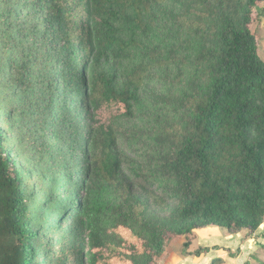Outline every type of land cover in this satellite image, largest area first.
Returning a JSON list of instances; mask_svg holds the SVG:
<instances>
[{
	"label": "trees",
	"instance_id": "16d2710c",
	"mask_svg": "<svg viewBox=\"0 0 264 264\" xmlns=\"http://www.w3.org/2000/svg\"><path fill=\"white\" fill-rule=\"evenodd\" d=\"M263 2L0 0L11 122L56 175L53 193L86 152L72 234L87 233L88 264H161L171 238L201 256L199 228L248 238L264 224ZM2 138L0 264H37L38 205Z\"/></svg>",
	"mask_w": 264,
	"mask_h": 264
},
{
	"label": "rangeland",
	"instance_id": "374dc122",
	"mask_svg": "<svg viewBox=\"0 0 264 264\" xmlns=\"http://www.w3.org/2000/svg\"><path fill=\"white\" fill-rule=\"evenodd\" d=\"M255 15L259 27L257 37L259 53L264 59V2L256 9ZM16 76V71H9L8 68L0 73V130L2 131L4 148L11 149V155L16 158L17 164L21 167L20 169L27 173L23 183L26 197L31 199L32 205L34 203L38 205L35 210H31L32 215H34L33 222H35L33 225L35 227L41 226L38 235L42 242H40L41 239L35 240L36 252L40 251L37 253L39 258L37 264H56V260H62L64 256V247L69 251L68 258L65 257L68 264H88L90 254L88 253L87 233L82 230L78 232L76 242H74L75 239L72 234L76 222V204L79 202L77 197L80 194V177L84 172V162H81V159L85 157L86 152L80 146L76 158H69V163L80 162V164L70 166L68 171L61 174V187L56 193H53L52 189L56 184V175L45 172L43 163L32 149L30 142H27L24 132L15 129L14 124L11 122L14 121V111L11 108L18 104L16 100H11L13 98L17 99V88L11 86ZM96 119H102V113ZM82 125H87L86 119H82ZM25 130L28 131V127ZM46 164L49 163L46 162ZM37 173L44 177L42 185L34 183ZM81 192L85 193V191ZM67 204L70 205L69 207L75 205L74 210L73 208L66 210ZM45 217L46 220L52 221L48 226H42ZM37 221L39 223H36ZM256 233L257 237L241 243L242 240L244 241L246 231L233 235L226 228L219 225H211L200 229L201 241L209 239L216 242L217 246L230 245L235 253L240 251V255L233 256L227 250L218 247L213 254L220 252V256L214 258L211 257L213 254H210L200 258L189 256L192 258L190 259L183 252V241L171 238L169 251L163 255L161 264H210L212 260L217 261V264H260L258 259L264 262V224L260 226ZM191 248L196 249L197 247L192 245ZM45 254L46 257L44 258ZM203 258L204 263L201 262Z\"/></svg>",
	"mask_w": 264,
	"mask_h": 264
},
{
	"label": "crops",
	"instance_id": "0c3cea01",
	"mask_svg": "<svg viewBox=\"0 0 264 264\" xmlns=\"http://www.w3.org/2000/svg\"><path fill=\"white\" fill-rule=\"evenodd\" d=\"M209 227V226H208ZM203 228H206V227H203ZM200 229H202V228H199L196 232H197V234H196V238L194 239V242H193V244L192 245H195V247H200V246H203V247H209L210 248V250L208 251V252H206V253H204V254H202L201 256H195V257H202V256H208V255H210V254H213V252H215V249L216 248H222V249H225V250H227L231 255H233V256H238V255H240V251L237 253H235L234 252V249L230 246V245H226V246H222V245H216L217 243L216 242H213V241H210L209 239H207V240H202L201 241V235H200ZM259 229H260V227H259ZM258 229V230H259ZM257 230V231H258ZM256 231V232H257ZM254 233L252 236H250V237H248V238H245V236H244V241L242 240L241 241V243H244L245 241H247V240H250V239H252L253 237L255 238V237H257L258 235H257V233ZM232 234V233H231ZM239 234V233H238ZM233 235H236V234H233ZM192 245H191V247H192ZM196 248V249H197ZM195 249H192V248H190V251H194ZM222 252H224V251H222ZM220 254V252L219 253H214L213 255H211V257L212 258H214V257H217V256H220L219 255ZM254 255V254H253ZM186 256H188V255H186ZM164 257V256H163ZM162 257V258H163ZM190 257H192V256H190ZM189 256H188V258H190ZM210 257V258H211ZM260 257V255L258 256V258ZM190 259H192V258H190ZM259 260V259H258ZM204 261V258H203V260L201 261L202 263H204L203 262ZM215 260H212L211 261V263L210 264H212L213 262H214ZM259 263V262H258ZM215 264H217V261H215Z\"/></svg>",
	"mask_w": 264,
	"mask_h": 264
}]
</instances>
